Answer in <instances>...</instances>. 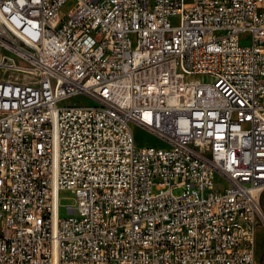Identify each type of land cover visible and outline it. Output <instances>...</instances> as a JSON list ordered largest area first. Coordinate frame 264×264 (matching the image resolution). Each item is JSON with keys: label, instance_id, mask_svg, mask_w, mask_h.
<instances>
[{"label": "built area", "instance_id": "built-area-1", "mask_svg": "<svg viewBox=\"0 0 264 264\" xmlns=\"http://www.w3.org/2000/svg\"><path fill=\"white\" fill-rule=\"evenodd\" d=\"M66 1L0 0V264H257L264 0Z\"/></svg>", "mask_w": 264, "mask_h": 264}, {"label": "rangeland", "instance_id": "rangeland-1", "mask_svg": "<svg viewBox=\"0 0 264 264\" xmlns=\"http://www.w3.org/2000/svg\"><path fill=\"white\" fill-rule=\"evenodd\" d=\"M73 5V0H67L63 6V10L67 11ZM171 22L176 24L178 22V18H172ZM241 44H249L250 39L248 36H242L240 39ZM201 81H206L209 78L206 76L200 77ZM82 101L84 103H92L93 101L85 95H76L71 98L63 99L59 102V105H66L71 103H76ZM131 129L133 132L134 144L136 147L145 146V145H153V146H164V142L158 138L152 132L146 130L142 126L137 124H131ZM182 189H175L174 193L179 194ZM59 203H60V216H67L68 213L66 211V205L73 204L72 194L69 190H61L59 193ZM256 245H255V256L257 260V264H264V229L261 226L257 227L256 232Z\"/></svg>", "mask_w": 264, "mask_h": 264}]
</instances>
